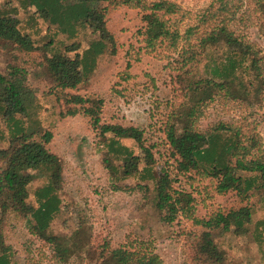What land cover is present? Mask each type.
Returning a JSON list of instances; mask_svg holds the SVG:
<instances>
[{
  "label": "rangeland",
  "instance_id": "1",
  "mask_svg": "<svg viewBox=\"0 0 264 264\" xmlns=\"http://www.w3.org/2000/svg\"><path fill=\"white\" fill-rule=\"evenodd\" d=\"M159 0H113L94 3L104 7L105 21L113 37V45L81 67L82 80L72 92L101 98V123L135 125L143 129L145 144L151 145L155 159L152 173L158 174L165 166L174 176L173 161L165 141V120L171 109L183 100L187 83L203 73L202 62L191 74L181 73L180 47L185 39L178 38L176 48L165 40L148 44L143 13ZM174 3V13H165L167 25L181 35L192 27L191 42L207 25L223 19L229 21L236 34L250 41L253 48L264 55V0H163ZM136 3H138L136 5ZM0 8L13 9L18 26L27 33L36 49L21 55V65L27 70L30 89L31 118L24 124L52 132L48 143L62 169V184L57 191L59 211L50 222L52 231L71 247L74 229L85 224L96 241L106 238L113 246L152 250L164 264H190L186 236L201 226L195 221L216 212H226L248 205L251 219L248 229L240 232L224 231L214 238L224 256L223 264H264V189L238 194L235 190L218 192L216 179L200 171L178 174L173 185L188 192L191 200L170 223L157 216L152 201V179L140 174L115 178L103 160L104 146L99 132L83 113L60 116L62 106L53 92V84L41 72L37 63L51 50L73 56L82 53L97 33L80 28L68 37L54 25H49L33 6H23L20 0H0ZM16 12H15V10ZM163 11V8L162 10ZM74 48L68 51V47ZM15 52V51H14ZM12 60V53L0 49V72ZM188 65V64H187ZM246 78V82L248 78ZM254 83L248 94L225 96L220 93L201 104L197 121L200 130L208 131L219 124L229 126L228 135L237 130L243 140L256 136L259 153L264 156V87ZM236 92V91H235ZM18 116V115H16ZM12 123L0 114V146L7 145ZM136 154L142 150L126 139ZM110 163L117 164L110 156ZM145 164L140 161L139 168ZM38 172H32L28 185V203L36 206L34 190L46 183ZM146 184V186H142ZM140 185L141 187H139ZM2 243L7 245L13 264H61L53 256L50 245L32 232L25 219L10 216L5 223ZM88 243V242H87Z\"/></svg>",
  "mask_w": 264,
  "mask_h": 264
},
{
  "label": "trees",
  "instance_id": "2",
  "mask_svg": "<svg viewBox=\"0 0 264 264\" xmlns=\"http://www.w3.org/2000/svg\"><path fill=\"white\" fill-rule=\"evenodd\" d=\"M102 1L113 2L20 0L23 6H33L49 25H54L68 37L74 36L80 28L97 33V37L91 38L80 54L75 52L69 56L49 47L51 53L44 54L37 62L44 77L53 84L56 99L62 104L59 115L83 113L89 116L92 126L100 134L105 148L103 160L112 176L126 178L140 174L141 178L153 180V207L163 222H172L191 200L188 192L178 190L173 185L174 176L181 173L194 170L215 178L218 192L235 190L247 196L248 193L264 189V156L259 153L256 136L242 140L237 130L228 135L224 132L230 127L224 124L208 131L197 127L202 102L220 93L225 96H236L237 92L248 94L253 90L250 89L254 83L257 89L264 87V55H259L250 41L236 34L229 21L220 19L207 25L193 43L192 27H187L181 35L177 29L167 25L165 13H174V3L159 0L148 6V11L143 13L148 44L165 40L169 46L176 48L178 38L185 39V46L178 51L182 74L196 73L198 70L195 71L193 67L198 65L201 56L205 58L202 62L203 73L185 85L183 100L171 109L165 120L163 131L175 174L172 176L165 166L154 174L155 159L151 145L145 144L142 128L101 123V98L70 91L82 80L81 67L87 66L109 44L113 45L112 34L106 26L105 9L94 6V3ZM162 8L163 11H160ZM12 12L13 9L0 8V49L12 53L6 71L0 72V114L12 123L7 145L0 146V237H3L8 218L16 216L25 219L32 232L50 245L53 256L61 264H164L152 250L113 246L106 238L96 241L83 223L74 229L76 239L71 247L64 245L61 237L52 231L50 222L59 211L57 191L62 184L61 162L48 148L52 132L23 122L24 117L28 120L31 118L28 101L30 89L27 70L21 65L25 59L16 52L28 54L36 46L30 36L20 30ZM73 49L71 46L67 48L68 51ZM244 75L248 78L247 82ZM126 139L132 140L142 150L141 158L122 142ZM110 156L117 164L110 163ZM142 159L145 164L139 168ZM32 172H38L46 179L45 184L34 190L36 206L27 201ZM142 186L147 188L146 184ZM250 219L251 209L243 205L196 220L201 229L186 236L190 264H223L224 256L214 240L215 236L230 229L236 233L248 229L246 225ZM1 238L0 264H13L9 248Z\"/></svg>",
  "mask_w": 264,
  "mask_h": 264
}]
</instances>
